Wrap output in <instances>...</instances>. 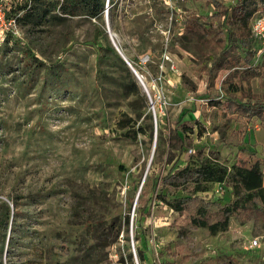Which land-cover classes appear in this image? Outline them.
I'll use <instances>...</instances> for the list:
<instances>
[{
  "label": "rangeland",
  "instance_id": "obj_1",
  "mask_svg": "<svg viewBox=\"0 0 264 264\" xmlns=\"http://www.w3.org/2000/svg\"><path fill=\"white\" fill-rule=\"evenodd\" d=\"M42 1L51 13L21 22L22 38L0 27V202L14 211L15 229L11 243L10 226L5 243L0 236V264H264L256 208L239 209L213 234L179 217L163 195L183 192L162 183L188 157L216 154L228 168L237 156L257 166L264 182V126L225 107L264 101L260 44L251 77L227 52L218 34L229 25L211 17L208 0H119L113 9L107 0L98 19H59L63 0ZM26 3L35 2L0 0V8L20 19ZM188 21L200 37L184 38ZM231 72L246 81L240 95L229 91L235 78L223 83ZM200 197L215 203L212 217L237 199L219 183Z\"/></svg>",
  "mask_w": 264,
  "mask_h": 264
},
{
  "label": "trees",
  "instance_id": "obj_2",
  "mask_svg": "<svg viewBox=\"0 0 264 264\" xmlns=\"http://www.w3.org/2000/svg\"><path fill=\"white\" fill-rule=\"evenodd\" d=\"M118 1L108 0V6L113 9ZM208 1L214 5L211 17L218 19V21L227 20L229 25L227 34L223 33V30L219 31L221 33L218 34L223 37L222 43L226 42L228 46L227 52L238 66L245 68V72L248 75L251 77L257 76V68L251 65L256 51L250 23L255 14L264 12V0H236L234 5L228 6L224 3H219L217 0ZM34 2L33 5L26 3L22 7L21 10L24 15L20 19L11 15V9L6 8L7 17L15 18L19 25L21 22L31 24L43 22L51 11H47L46 7H43L44 3L42 0H34ZM36 3L41 4L36 6ZM106 4L107 0H63L62 5L59 7L61 14L59 19L74 16H87L91 19H98L105 12ZM183 32L184 38L189 35L200 37V31L189 21L186 23ZM232 78H235V83L231 85L232 87L229 91L232 94L240 95L243 91L242 86H247L246 81L238 72H231L226 76L223 83L229 82ZM135 90L138 89L135 88ZM249 93L250 91L247 92V94ZM247 96L250 97L249 95ZM225 107L230 114H236L242 120H257L264 126V101H227ZM131 121L132 119H128L127 122L124 120L120 121L118 126L121 130H124L129 127V122ZM137 134L138 132L134 131V139L137 138ZM181 149V153L184 154V144H182ZM213 156H203L199 160H196L194 156L188 157L184 167L169 173L162 179V183L165 186L177 188L183 192V195H179L180 191L164 194L163 197L166 204L178 213L179 217L187 216L188 223L208 228L213 234L217 232L218 227L227 229L231 217L239 209L246 208L248 205L256 208L264 222V182L263 175L257 166L249 167V163L246 160L237 156V162L228 168L220 163L218 154ZM218 183L231 187L237 199L223 206H218V211L212 217L207 215L206 211L215 203H206L200 197V194L209 192L211 186ZM242 193H244V196L239 201L238 198ZM13 215L14 211L10 205L4 201L0 202V236L3 235L4 243L6 242L7 231ZM139 215L140 219L144 218L147 215L146 210L140 209ZM212 220L215 221L212 223L210 222ZM14 230L12 221L9 243L13 240L12 234ZM2 248L4 249V245H2Z\"/></svg>",
  "mask_w": 264,
  "mask_h": 264
},
{
  "label": "built area",
  "instance_id": "obj_3",
  "mask_svg": "<svg viewBox=\"0 0 264 264\" xmlns=\"http://www.w3.org/2000/svg\"><path fill=\"white\" fill-rule=\"evenodd\" d=\"M0 27H2L1 35L3 37H6L9 35L14 38H22L21 28L17 20L15 18H8L6 10L1 9V8H0ZM251 28H252V36L254 39V43L257 42L260 44V50L258 51V53L262 57L264 56V13H260V14L257 13L253 16ZM148 59L149 57L145 56V57H142L141 60L142 62H146L148 61ZM146 88L149 93L147 86ZM149 99L151 103V109L153 110V113L156 115V107H155L156 104H154V100L152 99L150 93H149ZM219 184L225 185L221 183ZM258 244H259L258 239H255L252 241V246H258Z\"/></svg>",
  "mask_w": 264,
  "mask_h": 264
},
{
  "label": "water",
  "instance_id": "obj_4",
  "mask_svg": "<svg viewBox=\"0 0 264 264\" xmlns=\"http://www.w3.org/2000/svg\"><path fill=\"white\" fill-rule=\"evenodd\" d=\"M113 40V37H111ZM113 43L117 49V51L119 52V54L121 55V57L123 58V60L128 64V66L131 68V70L134 72V74L136 75V77L138 78V80L140 81L141 85L143 86L145 92L147 93V95L149 96V93L147 91L146 85L144 83V81L142 80V77L136 72V70L132 67L131 63L127 60V58L125 57V55L121 52V50L118 48V46L115 44L114 40ZM141 191L139 192L138 196H137V201L140 197Z\"/></svg>",
  "mask_w": 264,
  "mask_h": 264
}]
</instances>
